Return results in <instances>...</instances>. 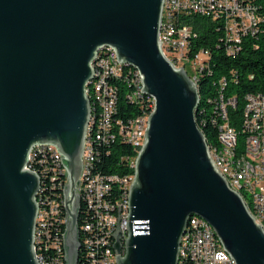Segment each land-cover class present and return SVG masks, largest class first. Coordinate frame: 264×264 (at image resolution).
Wrapping results in <instances>:
<instances>
[{
	"label": "water",
	"instance_id": "1",
	"mask_svg": "<svg viewBox=\"0 0 264 264\" xmlns=\"http://www.w3.org/2000/svg\"><path fill=\"white\" fill-rule=\"evenodd\" d=\"M163 0H0V264H36L38 178L24 170L35 145H51L66 173L65 264H77L75 192L90 114L84 88L98 51L133 68L153 101L128 191L127 237L113 235L116 264H177L190 217L204 220L234 264H264V233L214 169L196 126V87L162 55ZM123 246V252L121 247Z\"/></svg>",
	"mask_w": 264,
	"mask_h": 264
},
{
	"label": "built area",
	"instance_id": "2",
	"mask_svg": "<svg viewBox=\"0 0 264 264\" xmlns=\"http://www.w3.org/2000/svg\"><path fill=\"white\" fill-rule=\"evenodd\" d=\"M256 1L163 0L158 35L162 55L175 69H182L193 84L196 78L209 76L211 55L207 48L195 49L196 28L206 26L212 45L225 57L233 58L241 50L244 38L261 32L254 19V9L258 7ZM95 59H98V69H92L91 80H97V87H91L88 102L97 101V124L87 123L75 187V191L84 193V203L78 214V220H82L78 225L79 264H111L109 239H114L113 235L118 231L123 245L127 237L125 192L126 184L132 183L127 179V172L134 170L133 157L123 158L121 173L101 174L97 163L100 153L109 154L114 142H135L136 149H141L146 128L143 123L146 101L141 92L140 77L132 76L124 65L119 64L112 49L111 54H96ZM231 80L232 74L221 75L215 80L218 86L217 117L212 123L221 139L222 157L208 155L216 172L243 199L253 222L264 233V94L248 93L243 97V105L232 127L228 110L235 107L236 99L223 94ZM109 81L117 82V90L106 89ZM131 85H139L138 101L130 100ZM121 90L128 102L140 106V115L125 121L117 117L116 102ZM89 142H97V154L88 152ZM230 142L241 143L246 161L237 165L227 163L226 149ZM49 147L53 146L35 145L27 155L39 181L35 244L32 245L38 252L39 264H59L60 256L59 192L62 174L66 173L60 167V154L50 155ZM88 161H95V168H88ZM179 245H186V254L177 253V261L234 264L223 250L218 249L217 239L207 232L202 219L193 222L192 229H185Z\"/></svg>",
	"mask_w": 264,
	"mask_h": 264
},
{
	"label": "trees",
	"instance_id": "3",
	"mask_svg": "<svg viewBox=\"0 0 264 264\" xmlns=\"http://www.w3.org/2000/svg\"><path fill=\"white\" fill-rule=\"evenodd\" d=\"M257 17L259 18L258 29L261 32L254 37H246L241 42V50L233 58L225 57L221 54V50L212 45L208 40L207 33L209 29L204 26L196 28L198 39L194 42L195 49L199 47L207 48L211 55L209 76H202L198 78L196 89L198 95V108L194 115V120L202 133L206 146L209 149H218L221 146V140L217 137L216 128L212 123L215 121L217 115L215 111V101L218 95V86L215 80L221 75L232 74V79L223 89V94L226 97L234 96L236 104L233 109L228 110L229 124L234 127L237 116L242 107L243 97L248 93L264 94V0H257ZM213 61V62H212ZM129 73L137 76L136 72L131 68L125 67ZM91 86L94 82L90 83ZM108 90H117V82H107ZM91 90V88H90ZM91 92H89L90 95ZM139 94L136 92L135 85L131 86V100L138 101ZM145 101L147 99L145 98ZM92 118L94 124H97V104L95 101H90ZM151 102L147 101L148 114ZM117 117L122 120H128L140 115L142 109L139 105L128 102L124 98L123 91H119L116 102ZM92 153H98L97 142L89 143ZM110 153L99 155L97 165L101 174L121 173L123 158L126 156L134 157L136 153L128 142L117 143L114 142L110 147ZM49 153H51L49 151ZM52 155V153H51ZM121 158V159H120ZM122 161V163L120 162ZM31 171H36L29 164ZM88 168H95V161H91ZM37 174V173H36ZM132 176V170H128V178ZM65 178H62V186ZM60 196V195H59ZM84 203V193H82L81 206ZM60 204V203H59ZM63 217V215H62ZM82 220H78V225H81ZM63 229L61 225L60 235ZM61 263V255H60ZM79 264V263H78ZM183 264L186 262L183 261Z\"/></svg>",
	"mask_w": 264,
	"mask_h": 264
},
{
	"label": "bare ground",
	"instance_id": "4",
	"mask_svg": "<svg viewBox=\"0 0 264 264\" xmlns=\"http://www.w3.org/2000/svg\"><path fill=\"white\" fill-rule=\"evenodd\" d=\"M257 8L258 7H256L254 9V19H257V23H258L259 22V18L256 15ZM97 54H111V49L110 48L102 49V50L98 51ZM125 67H128V66H125L124 65V68ZM91 68L92 69H98V59H95L94 60V62L91 64ZM128 68H131V67H128ZM131 69L134 70L133 68H131ZM134 71L136 72V75L139 76L138 73H137V71L136 70H134ZM128 72H129V70H128ZM130 74L132 75V73H130ZM132 76H134V75H132ZM197 81H198V78H196L194 80L195 87L197 85ZM91 82H94V85L93 86L90 85ZM109 82H116V81H109ZM131 86H130V100H131ZM91 87H97V80H90L88 82V84L85 86L84 92H85V95H86L87 99L89 98V92H91V90H90ZM135 87H136V92L139 94V85H135ZM106 89H107V82H106ZM196 92H197V89H196ZM145 98L147 99V101L151 102V104H150V108L148 110V114L147 115L145 113L143 114V123H144V125H146L147 118H148V116L150 115V113L152 112V109H153V101H152V99L149 98L148 96H145ZM147 101H146V111H147ZM95 103L97 104V101H95ZM89 107H90V114H89V118H88V124H94L93 118H92V111H91L90 101H89ZM89 143H91V142H89ZM89 143H88V152L90 154H93ZM128 143L134 149V152L137 155L138 152L140 151V149H136V143L135 142H128ZM49 151L52 153V155H57V150L55 149V147H49ZM207 151H208V154H212L214 157H222V148H221V146L218 149H209L208 146H207ZM51 153H49V154L51 155ZM226 157H227V163L229 165H237L238 162H244V161H246V153H242V145H241V143H238V142H230L229 143V149H226ZM135 158H136V156H135ZM134 162H135V160H134V157H133V163ZM90 163H91V161H88V167H89V164ZM60 167H62L61 161H60ZM24 170L33 173L37 177V174L35 172L31 171L30 168H29V159H27V163H26V166L24 167ZM62 178H65V181H64L63 186L61 185V191L59 192V195H60L59 196V203H60L59 204V210L61 212L60 229H61V225H62V229L64 231V208H63L62 191H63V187L66 184V174H62ZM127 179L128 180H133V170H132V176L130 178H128V172H127ZM130 185L131 184H126V192H125V200H126V202H128V191H129ZM75 192L78 195L79 203H80V207H81L82 191H75ZM241 200L243 202V199L242 198H241ZM34 202H35V205H36L37 204V192H36V195H35V198H34ZM244 205H245L246 209L248 210L247 205L245 203H244ZM79 213H80V208H79ZM62 215H63V217H62ZM128 216H129V204H127V206H126L125 220H128ZM199 221H200V218H198V217H195V216L190 217L188 219V221H187V224L185 226V229H192V223L193 222H199ZM202 223L205 226L207 232L208 233H211L215 237V235H214L212 229L210 228V226L204 220H202ZM77 224H78V218H77ZM185 229H184L183 233H185ZM183 233H182V235L180 237L179 244H181V238H183ZM62 237H63V232L60 235V255H61V263H60V256H59V264H65L64 263V254H63V249H62ZM32 242H33V244H35V229H33ZM113 244H114V239H109V248L111 249V264H116L115 263V256H116V254L114 255L115 252L112 249ZM32 249H33V254H34L35 262H36V264H39V257H38V252L36 251V247H32ZM218 249H221L222 250V248L220 247L219 243H218ZM178 253L179 254H186V245H179V247H178ZM78 263H79V259H78V253H77V264ZM177 264H183V261H177Z\"/></svg>",
	"mask_w": 264,
	"mask_h": 264
}]
</instances>
